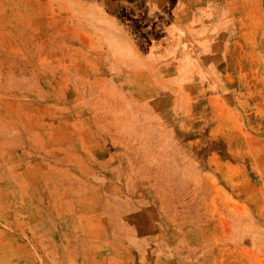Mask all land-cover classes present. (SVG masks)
<instances>
[{
  "label": "rangeland",
  "instance_id": "obj_1",
  "mask_svg": "<svg viewBox=\"0 0 264 264\" xmlns=\"http://www.w3.org/2000/svg\"><path fill=\"white\" fill-rule=\"evenodd\" d=\"M125 203L168 264H264V0H0V264Z\"/></svg>",
  "mask_w": 264,
  "mask_h": 264
},
{
  "label": "crops",
  "instance_id": "obj_2",
  "mask_svg": "<svg viewBox=\"0 0 264 264\" xmlns=\"http://www.w3.org/2000/svg\"><path fill=\"white\" fill-rule=\"evenodd\" d=\"M211 105L210 116L214 113L223 114L232 112L238 117V113L233 106H228L224 101L217 102L213 99L208 101ZM229 116V115H228ZM219 119V120H221ZM229 119V117L227 118ZM226 119V120H227ZM224 120V121H226ZM223 121V122H224ZM225 128L224 124L217 123L215 128ZM227 127V126H226ZM113 199V197H110ZM125 203V208L117 209H101L97 215L105 218V227L100 229L95 237L100 238V252L83 253L80 252L77 256V264H168L163 253L150 254V243L143 235L134 234V231L127 220V216L132 213ZM106 245V246H105ZM108 245V246H107ZM79 247V246H78Z\"/></svg>",
  "mask_w": 264,
  "mask_h": 264
}]
</instances>
